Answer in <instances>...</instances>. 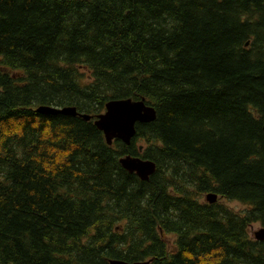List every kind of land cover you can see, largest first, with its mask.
Listing matches in <instances>:
<instances>
[{
  "label": "trees",
  "instance_id": "1",
  "mask_svg": "<svg viewBox=\"0 0 264 264\" xmlns=\"http://www.w3.org/2000/svg\"><path fill=\"white\" fill-rule=\"evenodd\" d=\"M263 127L264 0H0V264H264Z\"/></svg>",
  "mask_w": 264,
  "mask_h": 264
},
{
  "label": "water",
  "instance_id": "2",
  "mask_svg": "<svg viewBox=\"0 0 264 264\" xmlns=\"http://www.w3.org/2000/svg\"><path fill=\"white\" fill-rule=\"evenodd\" d=\"M37 112L41 114H65L71 116L80 115L86 120H90L88 114H81L76 107L65 106L55 107L41 105L37 108ZM156 110L153 106L146 104L144 99L134 100L132 98L112 99L106 104L105 112L97 115L95 125L104 132L105 138L109 145L113 141L119 139L129 145L132 138L136 135V124L146 123L155 120ZM264 129V127H263ZM142 149V147H141ZM122 166L130 172L136 173L142 180H148L156 170V164L150 159H144L137 156L126 154L121 157ZM211 203L218 199V195L210 192L206 196ZM255 236L257 239H264V227L259 229ZM145 262H127L124 260L115 259L111 264H148Z\"/></svg>",
  "mask_w": 264,
  "mask_h": 264
},
{
  "label": "rangeland",
  "instance_id": "3",
  "mask_svg": "<svg viewBox=\"0 0 264 264\" xmlns=\"http://www.w3.org/2000/svg\"><path fill=\"white\" fill-rule=\"evenodd\" d=\"M231 203V206L233 205L235 209H242L244 206V204H242L241 202L239 201H232L230 202ZM262 227V225L260 223H255L253 224L251 227H250V232H251V235L254 237L255 235V232L258 231L260 228Z\"/></svg>",
  "mask_w": 264,
  "mask_h": 264
},
{
  "label": "bare ground",
  "instance_id": "4",
  "mask_svg": "<svg viewBox=\"0 0 264 264\" xmlns=\"http://www.w3.org/2000/svg\"><path fill=\"white\" fill-rule=\"evenodd\" d=\"M153 106V105H152ZM219 197V196H218Z\"/></svg>",
  "mask_w": 264,
  "mask_h": 264
}]
</instances>
